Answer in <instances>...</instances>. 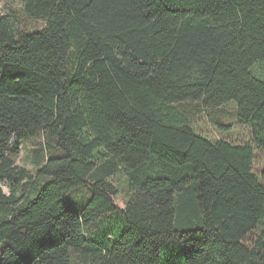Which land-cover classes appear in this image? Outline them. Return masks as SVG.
Returning <instances> with one entry per match:
<instances>
[{
    "label": "trees",
    "instance_id": "trees-1",
    "mask_svg": "<svg viewBox=\"0 0 264 264\" xmlns=\"http://www.w3.org/2000/svg\"><path fill=\"white\" fill-rule=\"evenodd\" d=\"M19 2L17 26L0 14V264H264L253 149L183 108L232 104L264 152V0Z\"/></svg>",
    "mask_w": 264,
    "mask_h": 264
},
{
    "label": "rangeland",
    "instance_id": "rangeland-1",
    "mask_svg": "<svg viewBox=\"0 0 264 264\" xmlns=\"http://www.w3.org/2000/svg\"><path fill=\"white\" fill-rule=\"evenodd\" d=\"M0 14L9 15L10 21L13 26L20 24L23 19L22 8L19 0H2L0 2ZM44 26L42 21H28L27 31L33 32L41 29ZM256 72L264 75L263 68H259ZM197 108H195V106ZM183 108L189 111V122L195 132L210 141L223 140L234 145H249L254 151L253 172L260 175L264 172V152L257 148L254 144L249 127L239 124L235 118V109L232 104L224 105L220 109H208L201 104L185 103ZM35 147L37 144L34 142H24L19 145L20 154L17 158L16 164L29 171L31 174L36 172L37 165ZM56 154L57 153H53ZM122 184L123 178H118ZM0 186L4 193L8 192L7 185L3 182ZM81 192V193H79ZM86 193L82 190L72 191L67 197L68 203H82L85 200ZM117 205L121 206L120 195L114 198ZM68 203L64 199L62 204L68 207ZM79 205V204H78ZM74 205V206H78ZM102 228L99 224L93 226L89 233V239H97L101 235ZM82 256L75 254L72 256V264H83Z\"/></svg>",
    "mask_w": 264,
    "mask_h": 264
}]
</instances>
